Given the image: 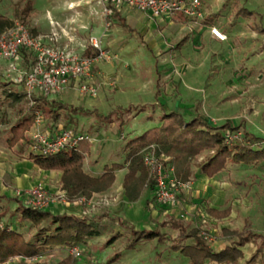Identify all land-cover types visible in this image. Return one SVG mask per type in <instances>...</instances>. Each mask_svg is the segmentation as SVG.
<instances>
[{
	"label": "rangeland",
	"instance_id": "374dc122",
	"mask_svg": "<svg viewBox=\"0 0 264 264\" xmlns=\"http://www.w3.org/2000/svg\"><path fill=\"white\" fill-rule=\"evenodd\" d=\"M199 1L205 18H154L145 11L126 6L118 9L120 19L109 18L100 0H1L0 13L15 22L18 21L16 7L22 9L29 4L26 26L46 41L52 36L54 40L48 42L54 48L81 54L91 37L100 40L108 58L96 61L90 75L81 79L82 83L95 86L97 94H80L71 85L60 93L46 95V99L70 107L61 112L63 118L58 125L64 127L71 118L73 122L68 127L88 133L92 138L89 159H96L102 168L105 164L123 162L125 142L155 126L160 115L169 111L181 112L187 119L200 115L216 126L228 123L237 127L241 135L246 131L259 137L254 143L264 145V91L256 90L257 86L264 88V77L258 81L255 70L247 73L243 67L246 59H255L264 48V36L257 33L264 28V0ZM234 6L259 10L263 17L237 15ZM209 16L213 20H207ZM212 23L225 31L224 41L215 43L208 38ZM23 54L10 60L0 58V155L9 162L26 157L32 149L29 143L23 151L17 145L11 148L6 141L18 109L30 105L26 96H22L26 89L20 76L31 67L32 57ZM6 91L21 95L22 100L12 107L10 98L4 94ZM73 108L80 110L70 111ZM127 109L129 112H125ZM44 125L49 126L48 119ZM35 186L44 188L54 199L44 209L56 208L57 213H65L66 207L77 204L89 214L102 210L108 215L105 210L112 201L110 196L104 197V201L96 197L89 206L87 201L91 198L65 203L58 195L60 181ZM151 195L148 207L151 210L144 216L150 227L138 229L161 232L165 235L162 243L157 239L141 241L129 249L133 252H127L126 245L132 237L130 230L126 232L128 236L106 245L103 240L98 241L92 250L84 249L81 258L70 257L69 264H189L171 249L178 235V224L188 230L196 228L216 251L236 240L223 230H246L264 236V168L261 166L228 164L213 178H207L194 167L191 180L174 191V205L158 201L154 191ZM27 204V199L18 192L4 197L0 201L2 223H9L26 234L27 224L22 229L15 222L20 220L13 214L18 205ZM210 207H230V214L225 218H211L206 212ZM260 243L257 239L244 245L239 264H246L252 256L251 264H264V247L257 253ZM117 253L124 255L123 258L118 259ZM65 255V252L60 255L45 252L40 259L55 264ZM20 260L15 258L7 263L19 264Z\"/></svg>",
	"mask_w": 264,
	"mask_h": 264
},
{
	"label": "trees",
	"instance_id": "16d2710c",
	"mask_svg": "<svg viewBox=\"0 0 264 264\" xmlns=\"http://www.w3.org/2000/svg\"><path fill=\"white\" fill-rule=\"evenodd\" d=\"M1 2V0H0ZM234 4V3H233ZM109 18L120 19L118 9L110 6ZM235 14H245L250 17L253 12L246 8L233 7ZM15 14L18 21L28 24L30 5L19 9L16 7ZM236 15V16H237ZM180 16V15H179ZM213 20V17H207ZM14 21L0 13V31L13 26ZM125 26L123 23H120ZM34 34V30H30ZM183 42V41H181ZM179 43V48L182 43ZM97 50L91 45L83 51L85 56H95ZM23 53H28L21 50ZM29 54V53H28ZM6 98H10L12 107L18 104L22 97L14 92H4ZM157 93L155 94L156 97ZM30 105L26 109H18L17 118L9 127V135L6 138L9 147L24 145L28 146L27 132L31 129L37 113L43 120L48 119L49 128H55L63 118L61 112H66V104L56 100L46 99V95H24ZM79 108L70 111L77 112ZM143 110V109H141ZM125 112H129L127 109ZM105 118H109L106 116ZM73 122L69 118L64 128L76 131L75 127H68ZM238 128L228 123L216 126L210 124L200 115L187 119L181 112H163L158 125L150 127L140 134L128 139L123 148V162H113L105 165L98 176L86 173L83 169L84 160L91 154V143L84 141L76 147L61 151L55 155L44 156L29 152L26 156L35 167L41 170H55L60 172L61 190L65 193L68 202L89 200L93 194L107 191L115 181V171L126 168L122 186L125 197L129 202L141 198L146 190H154V180L150 170L143 161V151L150 145L155 147L156 156L164 155L174 170V176L179 183L186 184L191 180L193 168L197 167L206 177L214 175L226 169L228 164H244L264 168V145H255L259 137L252 136L246 131L242 135L228 142L226 133L233 134ZM201 158V159H200ZM207 214L212 218H224L230 213V207L224 209L207 208ZM25 223L29 231L25 234L20 229L12 228L9 223H2L4 214H0V264H6L15 258H20L19 264H47L40 257L53 249H67L71 246L85 247L87 240L101 235V226L95 217L84 215L76 216L68 213L54 214L48 209H39L31 206H17L14 214ZM178 235L171 246L173 251L178 252L187 259L189 264H205L207 261L216 264H239L243 258L242 247L248 243H255L257 239L261 243L257 253L262 252L264 236L246 230L227 231L225 235L235 237L236 240L221 250H214L196 229H186L178 224ZM131 240L126 245V250L134 248L141 241L157 239L163 242L165 235L157 230H135L130 226ZM29 234V235H27ZM117 236H111L107 243L115 240ZM191 240L190 243H187ZM117 253L116 256H119ZM70 257L60 259L55 264H69ZM254 262V256L246 261V264Z\"/></svg>",
	"mask_w": 264,
	"mask_h": 264
},
{
	"label": "built area",
	"instance_id": "2783aa9c",
	"mask_svg": "<svg viewBox=\"0 0 264 264\" xmlns=\"http://www.w3.org/2000/svg\"><path fill=\"white\" fill-rule=\"evenodd\" d=\"M100 2L104 5L107 16L111 13L110 6L116 9L124 6L137 8L154 18L179 15L188 18L204 16L199 0H100ZM209 32L218 41L226 39L225 31L217 25H210ZM52 40L54 39L50 36L48 41ZM48 41L42 36H35L22 22L15 21L13 26L0 31V58L7 60L18 58L21 56V50L31 55V67L20 76V81L24 83L28 95L60 93L72 85L80 94L95 96L96 87L91 83H82L81 79L90 75L96 61L108 58L100 40L91 37L89 41V45L98 51L95 56H85L70 49L54 48ZM240 135L239 131L233 134L226 133L225 138L230 142ZM84 141H92L88 133L59 125L55 128L46 127L40 113H37L29 132L31 152L44 156L70 150ZM143 153L144 164L149 167L150 175L154 180L155 196L163 204L174 205L176 203L174 191L185 184L176 180L173 167L167 157L156 156L153 145L145 148ZM18 194L27 199V206L39 209H44L54 200L44 188L39 186L18 191ZM58 195L61 201L68 203L62 190L58 191ZM0 227H2L1 223ZM82 251L83 249L77 245L67 248L68 256L73 260L81 258Z\"/></svg>",
	"mask_w": 264,
	"mask_h": 264
},
{
	"label": "crops",
	"instance_id": "0c3cea01",
	"mask_svg": "<svg viewBox=\"0 0 264 264\" xmlns=\"http://www.w3.org/2000/svg\"><path fill=\"white\" fill-rule=\"evenodd\" d=\"M202 8L204 7L202 6ZM250 11L253 12L252 16H257L259 18L263 17L262 13L259 10L250 9ZM203 15H204L203 17L205 18L206 16L205 11L203 12ZM179 17H182V16H179ZM211 25H216V24L212 23ZM257 33H260L261 36H264V28L260 29V31H257ZM208 38L211 39L215 43L220 42L216 40L215 38H213L209 31H208ZM262 46L264 47V40L262 42ZM243 67L245 68L244 71L247 73L251 72L252 70H255L257 80L258 81L262 80L264 77V48L262 49L261 53L256 54L255 59H251V58L246 59L244 61ZM262 82H264V80ZM256 90L264 91V88L257 86ZM185 92H188L187 89ZM159 118H158V122L155 125H158ZM27 133H28L27 137H28V142H29V132ZM89 158H90L89 156L85 158L86 160H85L83 169L86 173L90 175L98 176L102 172L103 167L105 165H110V164H105L103 165L102 168H100L99 162L96 161V159L93 158L90 160ZM125 173H126V168L115 171V181L113 185L107 191L103 193L93 194L91 199L87 201V205L89 206L92 200L96 197L104 198V197L110 196L111 197L110 199L112 201L110 203V206L107 205V209L105 210L107 211V214H108L107 216L105 213L101 212L102 210L101 211L97 210L96 213L89 214L88 212H86L87 209H84L81 206H78L77 204H73L71 206L66 207L65 213L73 214L76 216H82V215L89 214V216L95 217L96 222L101 226V235L88 239L87 245L85 247H81L83 250L84 249L92 250L91 247H94L98 241H102V240L104 244L106 245L109 240L107 238L108 237L110 238L111 236H117V238L113 240V242L121 239L122 236H128L127 233L130 232L131 230L130 226L133 227L135 230H139L138 228L140 227H143V228L150 227L144 216L147 210H151V209H148V207L151 206L149 204V200L151 199V196H152L151 193L154 190H146L140 199L134 202H129L127 198L125 197L124 189L122 186L123 177ZM118 175L120 176L119 180L117 179ZM213 177H210V178H213ZM48 179H50V181ZM56 181H60L59 171H55V170L46 171V170L38 169L26 157L9 162V159L7 157L0 155V201L4 197H10L12 196V194L15 195V193L18 191L27 190L37 184L43 183L45 185H48V183H53ZM211 208H214V207H211ZM50 211H52L54 214H58L56 208H52V210ZM109 216L110 217L112 216L111 218H113L114 220L109 219ZM215 219H218V218H215ZM15 222L18 224H21L22 229L24 228L25 223H20L18 221H15ZM114 224L116 225L115 227H114ZM126 227H129V228H126ZM20 231L24 232L21 229ZM111 232L113 234L109 236ZM47 252H58L59 255L62 254V252L63 253L65 252L66 255L62 258L69 257L67 253V249H53ZM127 252H133V251L127 250ZM123 256L124 255L117 256V257L118 259H120V257L123 258ZM6 264H9V263H6Z\"/></svg>",
	"mask_w": 264,
	"mask_h": 264
}]
</instances>
